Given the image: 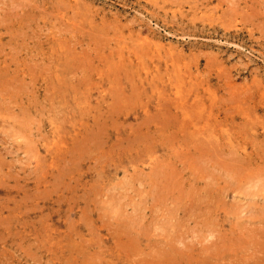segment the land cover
Segmentation results:
<instances>
[{
  "label": "rangeland",
  "instance_id": "obj_1",
  "mask_svg": "<svg viewBox=\"0 0 264 264\" xmlns=\"http://www.w3.org/2000/svg\"><path fill=\"white\" fill-rule=\"evenodd\" d=\"M263 218L264 0H0V264H264Z\"/></svg>",
  "mask_w": 264,
  "mask_h": 264
},
{
  "label": "bare ground",
  "instance_id": "obj_2",
  "mask_svg": "<svg viewBox=\"0 0 264 264\" xmlns=\"http://www.w3.org/2000/svg\"><path fill=\"white\" fill-rule=\"evenodd\" d=\"M181 96V95H180ZM180 96H179V98H180ZM194 96V95H193ZM191 97V96H190ZM178 98V99H179ZM199 98V97H198ZM177 99V98H176ZM181 99V98H180ZM184 101V100H183ZM183 101H181V102H183ZM188 100H186V102H187ZM190 101V100H189ZM194 102H196V101H194ZM169 104V103H168ZM5 105V104H4ZM3 105V106H4ZM158 105H160V104H158ZM163 105V104H162ZM177 105H179V104H177ZM182 105V104H181ZM166 106V105H165ZM205 107V106H204ZM207 107V106H206ZM159 108V107H158ZM163 108H164V106H163ZM7 109V108H6ZM160 109H162V108H160ZM183 109V108H182ZM207 109H208V107H207ZM206 109V110H207ZM210 109V108H209ZM181 110V109H180ZM153 112V111H152ZM181 112V111H180ZM165 113V112H164ZM210 113H211V111H210ZM151 114V113H150ZM206 114V113H205ZM213 115V114H212ZM203 116H205V115H203ZM203 116H201V117H203ZM207 116V115H206ZM182 117V116H181ZM182 118H184V117H182ZM181 118V119H182ZM204 118V117H203ZM203 118H202V120H203ZM187 119V118H186ZM201 119V118H200ZM210 119H211V117H210ZM191 120H192V118H191ZM210 121V120H209ZM189 122V121H188ZM192 122V121H191ZM194 122V121H193ZM35 124V123H34ZM189 124H191V123H189ZM185 125H187V124H185ZM37 126V125H36ZM184 126V125H183ZM32 127V126H31ZM186 128V127H185ZM213 128V127H212ZM244 131V130H243ZM181 132V131H180ZM186 132V131H185ZM128 133V132H127ZM79 134V133H78ZM212 139V138H211ZM233 139V138H232ZM201 156V155H200ZM180 158V157H179ZM208 159V158H207ZM211 161V160H210ZM223 163V162H222ZM232 167V166H231ZM182 168V167H181ZM244 168V167H243ZM180 169V168H179ZM249 170V169H248ZM224 173V172H223ZM156 174H157V172H156ZM163 174V173H162ZM171 174V173H170ZM224 175V174H223ZM258 175V174H257ZM222 176V175H221ZM167 178V177H166ZM226 179V178H225ZM155 181V180H154ZM225 181V180H224ZM255 185V184H254ZM247 187H248V185H247ZM181 188V187H180ZM253 188V187H252ZM250 189V188H249ZM256 189V188H255ZM170 191V190H169ZM201 191V190H200ZM251 191V190H250ZM162 192V191H161ZM174 192V191H173ZM254 192V191H253ZM181 194V193H180ZM153 195V194H152ZM156 195V194H155ZM254 195V194H253ZM167 198V197H166ZM177 199V198H176ZM175 201V200H174ZM191 205V204H190ZM186 209H187V207H186ZM255 212V211H254ZM256 214V213H255ZM257 216V215H256ZM136 218V217H135ZM249 218V217H248ZM264 219V218H263ZM132 222V221H131ZM138 226V225H137ZM243 226V225H242ZM250 229V228H249ZM253 229V228H252ZM138 235V234H137ZM264 237V236H263ZM263 237L261 238V239H263ZM263 241V240H262ZM257 242V241H256ZM260 243V242H259ZM262 246V245H261ZM255 247V246H254ZM119 248V247H118ZM143 252V251H142ZM254 252V251H253ZM148 253V252H147ZM149 254H150V252H149ZM155 254V253H154ZM165 254H167V253H165ZM263 254V253H262ZM163 256V255H162ZM170 256V255H169ZM153 258V257H152ZM162 258V257H161ZM160 259V258H159ZM250 259V258H249ZM165 260V259H164ZM262 264V263H261Z\"/></svg>",
  "mask_w": 264,
  "mask_h": 264
}]
</instances>
